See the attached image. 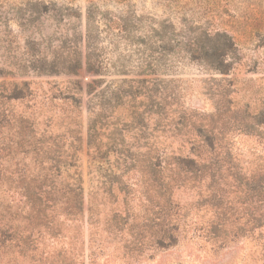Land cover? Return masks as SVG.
Returning <instances> with one entry per match:
<instances>
[{
  "label": "rangeland",
  "instance_id": "obj_1",
  "mask_svg": "<svg viewBox=\"0 0 264 264\" xmlns=\"http://www.w3.org/2000/svg\"><path fill=\"white\" fill-rule=\"evenodd\" d=\"M90 4L101 12L95 31L105 68L99 73L86 68L83 38L81 67L67 73L63 69L74 60ZM118 16L135 20L133 36L109 29L107 19ZM217 48L227 49L225 58L214 55ZM43 57L56 61L60 72L36 73L31 67L39 69ZM3 62L8 71L18 62L31 66L25 75L0 80L29 81L31 94L11 104L36 119L39 141L60 121L65 102L54 96L66 95L73 82L82 86L84 214L78 221L55 214L33 231L18 217L13 227L19 229L12 230L5 223L9 215L16 218V209L12 201L8 211L3 206L16 194L0 193V264H264V0H0V66ZM222 63L229 68L225 73L214 69ZM139 77L172 79V95L215 134L212 180L205 178L199 189L174 191L186 218L173 244L157 240L153 197H143L133 175L121 180L129 183L127 197L90 192L86 103L94 93ZM5 136L2 129L0 142ZM133 142L124 135L125 146ZM177 143L169 138L161 145ZM89 205L98 213L93 224L87 222ZM3 233L21 241H8Z\"/></svg>",
  "mask_w": 264,
  "mask_h": 264
},
{
  "label": "trees",
  "instance_id": "obj_2",
  "mask_svg": "<svg viewBox=\"0 0 264 264\" xmlns=\"http://www.w3.org/2000/svg\"><path fill=\"white\" fill-rule=\"evenodd\" d=\"M44 10L48 11L45 4ZM100 14L98 7L96 10L91 4L86 7L84 33L78 34L74 60L68 68L63 69L67 73L74 74L81 67L78 44L83 38L86 68L94 73L105 68L102 57H99L97 41L100 35L95 31ZM73 16L80 18L78 13ZM106 25L109 29L117 28L120 33L125 32L127 36H133L137 31L135 20L119 16L107 19ZM217 49L214 55L225 58L227 49ZM4 65L6 63L3 62V66H0L2 77L13 73L25 75L31 67L18 62L14 64V70L8 71ZM223 65L214 69L225 73L229 68ZM31 68L38 74L60 72L56 61H47L45 57L40 59L39 69ZM122 81L126 82L125 85L94 93L86 103L90 192L95 194L100 191L104 196H112L113 191H118L127 197L129 183L122 184L121 180L130 179V175H133L132 184H140L143 197H153L152 208L156 207L157 210L152 209L151 212L160 226L156 231V234H160L157 240L165 238L173 244L186 218V214L182 213L184 207L173 196L174 191L179 187L199 189L205 178L212 180L211 161L216 151L214 130L210 125L204 126V118L179 103L172 95L169 87L172 79L167 80L168 83L147 77ZM73 83L75 85L66 95L54 96L65 102L62 104V114L58 116L60 121L56 123L57 129H50L47 138L39 141L36 119L24 109H15L11 104L22 103L31 94L29 81L15 78L0 80V132L2 129L6 132V141L0 142V193L9 195V191H12L16 194L10 196L3 206L8 211L12 201L16 209V218L9 215L6 219L5 224L9 229H19L18 226L13 227L18 217L19 222L24 220L32 231L39 230L43 222H51L47 218L55 217V214L71 221L83 217V88L78 82ZM61 126L63 131H58ZM45 132L46 128H43L42 134L45 135ZM124 135L134 142L125 146ZM169 138L176 139L177 145L171 148L161 145ZM157 139L163 141L156 143ZM208 162L210 165L206 164ZM87 210V222L93 224L98 213L90 205ZM5 239L21 241V237L13 239L8 235ZM260 249L264 258V247Z\"/></svg>",
  "mask_w": 264,
  "mask_h": 264
}]
</instances>
